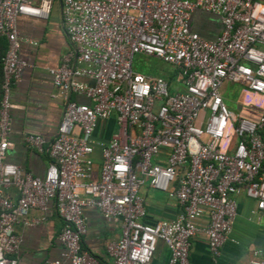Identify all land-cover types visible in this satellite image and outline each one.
I'll return each instance as SVG.
<instances>
[{
    "label": "built area",
    "instance_id": "1",
    "mask_svg": "<svg viewBox=\"0 0 264 264\" xmlns=\"http://www.w3.org/2000/svg\"><path fill=\"white\" fill-rule=\"evenodd\" d=\"M55 2L70 50L47 69L51 97L62 103L54 137L21 138L48 159L43 174L32 176L5 159L11 92L26 66L18 57L16 19L46 20ZM195 10L218 18L215 38L189 29ZM0 37L6 45L0 60V264H19L21 238L14 228L41 224L48 204L62 223L57 241L68 264H104L81 247L84 208L119 225L117 239L105 246V264H151L157 242L168 252L166 264H188L197 234L217 257L241 195L264 216V102L233 112L221 93L228 84L264 98V4L0 0ZM137 54L170 64L174 84L133 72ZM108 120L115 131L105 141L95 138ZM144 186L175 202L173 219L142 221ZM32 210L39 215L29 217ZM248 264H264V247L250 252Z\"/></svg>",
    "mask_w": 264,
    "mask_h": 264
},
{
    "label": "crops",
    "instance_id": "2",
    "mask_svg": "<svg viewBox=\"0 0 264 264\" xmlns=\"http://www.w3.org/2000/svg\"><path fill=\"white\" fill-rule=\"evenodd\" d=\"M264 4V0H258ZM16 28L21 39L18 57L25 63L20 81L12 89L11 100L15 107L10 111L9 149L6 161L32 176H41L48 163L45 154L28 149L22 143L25 133L39 134L47 142L54 137L58 125L62 103L52 98L54 89L47 69L58 65L61 55L70 50L64 36L59 6L52 5L48 18L41 20L19 16ZM189 29L205 39L217 36L220 25L217 17L195 10L189 19ZM5 41L0 38V53ZM79 102H86L77 99ZM115 131L112 120L100 124L94 133L95 138L107 140ZM98 153L94 154L97 159ZM7 194L15 199L14 189ZM143 199L144 217L142 221L152 224L158 220L173 219L179 212L175 202L166 193L144 186L140 189ZM37 211H29V217H37ZM86 233L81 239V247L102 263H107L105 246L119 235L116 222L104 221L94 208H84ZM44 221L33 227L16 225L14 231L21 243L16 254L19 264H68L62 257V247L57 241V233L62 227L50 204L47 206ZM233 240V241H231ZM264 247V216L258 213L252 201L239 196L236 200V217L229 235L217 257H212L206 248L202 235L197 234L190 241L188 264H248L250 252ZM168 252L161 242H157L151 264H166Z\"/></svg>",
    "mask_w": 264,
    "mask_h": 264
},
{
    "label": "rangeland",
    "instance_id": "3",
    "mask_svg": "<svg viewBox=\"0 0 264 264\" xmlns=\"http://www.w3.org/2000/svg\"><path fill=\"white\" fill-rule=\"evenodd\" d=\"M133 72L140 73L151 78H160L174 84L176 71L173 67L157 58L134 55L131 61ZM222 96L225 98L227 108L233 112H238L239 105L262 106L264 98L262 96L248 93L243 88L236 85L225 84L221 88Z\"/></svg>",
    "mask_w": 264,
    "mask_h": 264
},
{
    "label": "trees",
    "instance_id": "4",
    "mask_svg": "<svg viewBox=\"0 0 264 264\" xmlns=\"http://www.w3.org/2000/svg\"><path fill=\"white\" fill-rule=\"evenodd\" d=\"M0 38H2V37H0ZM3 39V38H2ZM4 40V39H3ZM6 46V45H5ZM5 46H4V49H3V51L0 53V60H1V57L3 56V54H4V51H5ZM169 81V80H168ZM0 82H1V64H0Z\"/></svg>",
    "mask_w": 264,
    "mask_h": 264
}]
</instances>
